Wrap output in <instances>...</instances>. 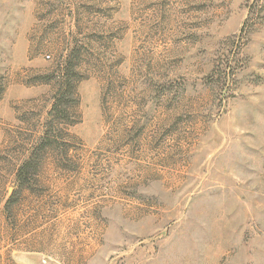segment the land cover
Instances as JSON below:
<instances>
[{
	"label": "rangeland",
	"instance_id": "rangeland-1",
	"mask_svg": "<svg viewBox=\"0 0 264 264\" xmlns=\"http://www.w3.org/2000/svg\"><path fill=\"white\" fill-rule=\"evenodd\" d=\"M68 58L81 120L19 197ZM0 264H264V0H0Z\"/></svg>",
	"mask_w": 264,
	"mask_h": 264
},
{
	"label": "trees",
	"instance_id": "trees-1",
	"mask_svg": "<svg viewBox=\"0 0 264 264\" xmlns=\"http://www.w3.org/2000/svg\"><path fill=\"white\" fill-rule=\"evenodd\" d=\"M241 32H245L244 27ZM79 67V63L68 58L50 76L45 77L44 82L55 84L52 105L48 111L44 131L27 149L26 158L15 169V186L17 188L14 194L16 195L19 191V197L24 191H35L45 162L43 154L48 149L65 151L66 145L61 146L60 142H63L64 137L69 135L68 128L81 120L78 85L83 77ZM12 201L13 197L7 201L6 206L8 207Z\"/></svg>",
	"mask_w": 264,
	"mask_h": 264
},
{
	"label": "built area",
	"instance_id": "built-area-1",
	"mask_svg": "<svg viewBox=\"0 0 264 264\" xmlns=\"http://www.w3.org/2000/svg\"><path fill=\"white\" fill-rule=\"evenodd\" d=\"M48 57H49V55H48Z\"/></svg>",
	"mask_w": 264,
	"mask_h": 264
}]
</instances>
